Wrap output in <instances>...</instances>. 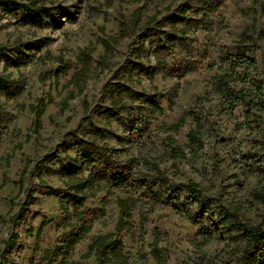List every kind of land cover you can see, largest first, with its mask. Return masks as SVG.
<instances>
[{
  "label": "rangeland",
  "instance_id": "obj_1",
  "mask_svg": "<svg viewBox=\"0 0 264 264\" xmlns=\"http://www.w3.org/2000/svg\"><path fill=\"white\" fill-rule=\"evenodd\" d=\"M17 1L29 4L31 0ZM253 1L38 0L37 4L61 7L68 12L64 16L60 10H54L43 25L35 24L23 10L11 14L0 10V46L6 48L0 56V75L8 76L21 88L16 95L0 91V108L8 115V122L0 124V184L3 175L6 179L0 188V264H39L42 252L53 248L62 233L76 226L74 218L63 217L59 194L65 189L71 160L82 162V150L77 146L81 140L106 147L117 166L131 161L129 179L143 173L154 175L153 164H157L170 187L180 188L189 181L198 184L205 208L199 209L183 190L179 203H153L142 190L133 192L129 180L122 184L109 182L104 158L89 144V150L95 153L92 165L100 178L85 191L82 207L96 210L98 216L72 252L65 258H56L52 264H94L93 255L85 259L81 256L95 237L114 231L118 219L116 200L129 195L135 200L129 222L136 232L140 214L152 208L142 240L124 231L119 234L129 264H156L150 249L155 230L166 264H238L245 241L228 239V235H236L239 230L232 227L228 231L217 212L226 210L238 222L250 226L263 224L264 203L254 198V192L264 189V123L254 116L246 119L243 104L232 116L218 114L221 97L215 77L227 68L219 63L221 52H235L246 46V53L255 58V66L247 71L246 83L232 87L253 92L251 82L257 78L262 81L264 97V17ZM180 4L189 6L186 15L201 20V24L186 28L160 20L175 12ZM136 9L138 16L133 22L131 16ZM155 12H160V22L151 25L152 36L143 41L144 51H140L139 44L146 34L144 23ZM122 22L128 26V32L117 38ZM170 36L178 39L162 56L167 70H159L149 78L146 71L156 66L155 56ZM107 37L118 40L110 43L109 57L101 64L103 41ZM15 42L23 44L24 56L30 54L25 63L15 57ZM86 47L93 48L91 73L83 91L74 95L61 111V101L69 91H75L68 82L80 67V54ZM46 51L68 61L70 69L58 73L57 63L40 60ZM137 62L142 65L141 71L134 67ZM107 85L112 93L105 89ZM205 94L208 101L195 102L197 96ZM116 96L128 107L109 118L107 110ZM36 98L45 102L50 99L38 130L31 128L34 114L28 109ZM189 110L199 114L202 123L196 158L169 159L164 154L169 151L166 136L175 138L176 144L189 152L185 148L186 132L193 126ZM131 116L144 117L149 122L147 132L137 144L127 142V118ZM182 116L184 126L176 133L162 131V127ZM26 160L31 162L28 171L32 173L27 171L22 188L30 189V199L23 189L19 190L18 183ZM88 171L79 176L86 177ZM183 207L190 211L188 216ZM68 209L72 211L70 205ZM18 212H22V220L13 224L9 218ZM202 228L207 233H202ZM13 235L15 242L6 245Z\"/></svg>",
  "mask_w": 264,
  "mask_h": 264
},
{
  "label": "trees",
  "instance_id": "obj_2",
  "mask_svg": "<svg viewBox=\"0 0 264 264\" xmlns=\"http://www.w3.org/2000/svg\"><path fill=\"white\" fill-rule=\"evenodd\" d=\"M163 1V0H160ZM38 0H31L29 4L19 2L17 0H0V10L6 14H11L13 12L23 10L25 11L37 25L46 24V17L53 14L54 10H60L64 16H68V12L61 7H47L44 4H37ZM253 3L257 4V8L264 17V3L254 0ZM190 10L189 6L180 4L176 6L175 12L167 13L160 20H168L171 25L183 24L184 27L190 28L191 26H198L201 24V20H195L186 15V12ZM160 12H155L152 16L148 17L144 23L143 29L146 34L142 38V42L139 44L138 50L144 51L143 41L152 36L153 27L152 24L159 23L157 16ZM138 16V9H136L132 16L131 21L135 22ZM128 32V26L125 22L120 25L119 36L117 38H123ZM116 37H107L104 41V53L100 56L101 64L106 63L107 58L110 54V43H116ZM178 38L175 36H170L167 38V45L160 48L159 53L156 54L155 61L156 66L153 68H148L146 74L149 78H152L157 71H166L167 64L163 59V55ZM5 46H0V56L5 50ZM23 44L14 43V52L17 60L25 63L29 58L30 54L24 56L22 51ZM247 47L237 48L235 52L223 51L219 56V63L221 65H227L221 73L215 77L216 89L220 94L221 108L218 114H223L226 116H232L234 111L237 109L239 104H243L246 115L245 118L248 119L250 116H254L256 121L264 123V97H263V85L260 79H253L252 86L253 92H245L242 89L234 90L233 84L239 83L244 84L249 79L248 70L255 66V58L252 53H246ZM93 52L92 47H86L81 51L79 62L80 67L73 73L68 84H72L75 88L67 93L65 98L61 101L60 110L63 111L67 102L71 100L74 95L80 94L89 78L91 73L90 65V54ZM40 60H48L57 63L58 73L67 72L70 69V63L63 60L61 56H52L49 52H45L43 56L39 58ZM6 61H10V57H6ZM138 70H142V65L137 62L134 66ZM243 68L242 72L238 69ZM107 92L112 93V88L110 85L105 86ZM0 91L6 95H16L20 93L21 88L15 85L13 81L9 79L8 76L0 75ZM127 91V89H126ZM112 107L107 110V115L109 118H115L120 112L125 110L128 105L121 100L119 96L112 98ZM209 96L205 94L204 96H197L195 102L208 101ZM50 101L48 98L45 102L43 98H36L33 104L28 106L29 111L34 114V119L31 123V128L38 130L40 127V117L44 113L46 104ZM83 106L86 107V102H83ZM158 108V105L155 104ZM188 115L193 117V126L186 132L187 144L185 148L189 150L188 153L185 152L184 148L176 144L175 138L172 136L165 137V144L169 148L167 153H164L169 159H179L186 160L189 158L190 161H194L196 158V149L200 147L201 142V130L202 123L199 114L194 111H188ZM8 122V115L0 108V124ZM128 127V137L127 142L137 144L141 142L143 135L147 132L149 127V122L144 117H128L127 118ZM184 117L178 118L173 124L162 127L163 132L176 133L182 126H184ZM89 144L95 147V150L99 156H102L105 160L106 166L108 168V181L114 184H122L126 180H129V187L132 191L142 190L143 195L153 203L156 202H175L179 203L180 192L185 191L189 199L194 201L199 209L205 208V203L201 198V189L198 184L191 181L181 185L180 188H174L168 186L167 180L164 173L160 171L157 164L154 165V175H148L143 173L135 177L134 179H129L130 171L132 167V162L124 163L123 165H116L115 161L112 160L111 155L107 154L108 151L106 147H99L93 143H87L84 141H78L77 146L82 150V162L78 164L77 159H72L71 164L68 166V176L65 183L64 191L59 194L61 213L66 220L74 218V224L76 226L72 227L69 231L64 232L60 235L58 243L49 249H45L39 259V264L47 262V264H52L53 261L58 258L67 257L75 245L83 238V236L90 230L91 224L94 219L97 218L98 212L91 208L82 207L83 202L86 199L85 191L92 188L100 178V173L95 170L92 165L94 163L95 153L89 150ZM195 148V149H194ZM10 158L7 157V160ZM31 162L26 160L24 162L23 168L19 176V190H22V181L25 174L28 171ZM120 167L119 170L116 168ZM89 169L86 177L79 176L85 170ZM28 173H32L29 170ZM39 177V174H37ZM6 182L5 175H3L0 188L4 186ZM157 186V190L155 187ZM23 192L27 193V198L30 197V189H23ZM167 192H170L168 196H165ZM254 198L264 203V189L260 188L254 192ZM116 204L118 207V219L114 231L112 233H107L104 235H99L95 237L87 247L85 254L81 258L85 259L93 255L95 257L94 264H129L128 257L123 251V243L119 234L125 232L131 237H138L142 240L145 236V225L148 222V215L152 212V208L144 211L140 214L139 228L138 232L130 224V212L135 206V200L132 195L125 198H117ZM68 205L72 207L70 212ZM184 208V207H183ZM183 212L188 216L190 211L188 209H183ZM211 213V212H210ZM209 213V214H210ZM218 216H221L223 226L231 230L232 227H237L239 232L236 235H228L230 240L242 239L245 241V247L243 253L238 261V264H264V222L263 224L257 226H250L247 223L238 222L237 217L234 214L227 213L226 210H218ZM22 220V212H18L16 215L9 218V221L15 224V222ZM30 232V229L28 230ZM202 233H207V231L202 228ZM39 231L36 233V239H38ZM15 242V235L11 236L10 239L6 241V245H11ZM159 233L157 230L154 231V237L150 245L151 254L155 260L156 264H166V259L162 255L159 247ZM81 264V263H77Z\"/></svg>",
  "mask_w": 264,
  "mask_h": 264
}]
</instances>
